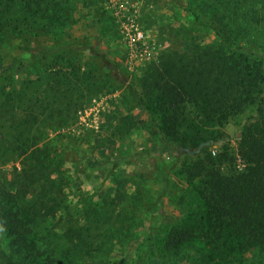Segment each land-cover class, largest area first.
<instances>
[{
  "label": "rangeland",
  "instance_id": "374dc122",
  "mask_svg": "<svg viewBox=\"0 0 264 264\" xmlns=\"http://www.w3.org/2000/svg\"><path fill=\"white\" fill-rule=\"evenodd\" d=\"M59 1L50 21L41 12L26 20L21 4L14 17L18 21L10 20L0 34V139L8 145L29 127L31 137L48 138L43 154L50 152L37 161L16 158L0 165V185L20 205L33 198L37 186L29 177L35 187H11L22 180L18 176L25 169L36 180L55 179L61 187L34 225L36 235L46 236L57 252L67 249L77 264H172L178 256L164 251L165 237L173 229H192L196 239L179 256L209 257L210 264H263L258 251L234 252L219 244L216 253L206 243L212 221L202 183H188L181 171L190 158L177 160L166 152L160 120L152 122L129 89L131 84L140 90L143 71L158 62L131 68L121 25L136 15L145 41L158 49L159 61L176 43L238 47L211 29L208 16L198 12L201 0ZM248 41L258 43L256 53L264 58V24L252 30ZM25 46L61 48L32 62ZM88 46L107 54L121 80L84 49ZM259 107L264 115V81L257 100L226 123L225 139L204 148V154L216 147V155L230 152L236 158L242 129L262 118ZM11 152L16 157L18 150ZM37 213L29 210L30 215ZM69 227L83 228L88 245L82 248L88 255L81 256Z\"/></svg>",
  "mask_w": 264,
  "mask_h": 264
},
{
  "label": "trees",
  "instance_id": "16d2710c",
  "mask_svg": "<svg viewBox=\"0 0 264 264\" xmlns=\"http://www.w3.org/2000/svg\"><path fill=\"white\" fill-rule=\"evenodd\" d=\"M201 1L198 12L208 16L209 26L218 37L234 44L238 50H230L223 44L176 43L163 53L158 63L143 71L140 90L131 84L129 89L149 113L151 121L160 120L159 132L166 152L177 160L183 155L190 158L181 165V171L188 183L196 180L202 183V198L212 221L206 243L216 253L220 251H216L221 248L219 244L223 248L230 245L234 252L258 251L264 264V115L261 107L258 112L262 118L242 129L238 148L242 169L236 168L237 158L230 152L216 156L203 151L193 156L182 152V148L196 150L205 141H211V146L221 143L226 137L223 129L229 119L246 111L257 100L264 81V58L256 53L257 42L252 45L246 42L252 30L264 24V0ZM60 2L0 0V34L5 32L10 20L18 21L14 17L21 4L28 13L26 20L31 21L41 12L43 20L50 21L52 10ZM39 4L44 5L42 9H38ZM69 46L77 49L76 45ZM60 48L25 46L24 50L31 54L33 62L40 54L56 53ZM84 49L99 57L121 80L104 51L91 46ZM11 68L14 65L4 70ZM30 130L29 127L22 129L5 146L2 141L5 143L7 139H0V165L16 158L37 161L50 155V152L43 154L48 138L31 137ZM11 149L18 150L16 157ZM225 165L235 169L226 172ZM18 177L22 180L11 183L12 188L37 186L33 198L20 205L15 195L0 185V264H77L67 249L57 252V248L50 247L46 236L39 237L34 230L39 217L48 212L51 200L57 196L60 183L55 179L36 180L26 169ZM29 177L35 184L28 181ZM31 208L37 215L29 214ZM68 233L77 243L81 256L88 255L82 248L88 245L83 228L69 227ZM151 239L149 236V244ZM195 239L192 229H173L168 233L163 242L164 251L172 257L178 256L172 264H210L209 257L179 256ZM143 255L140 252L138 257Z\"/></svg>",
  "mask_w": 264,
  "mask_h": 264
},
{
  "label": "built area",
  "instance_id": "2783aa9c",
  "mask_svg": "<svg viewBox=\"0 0 264 264\" xmlns=\"http://www.w3.org/2000/svg\"><path fill=\"white\" fill-rule=\"evenodd\" d=\"M121 26L123 28L126 45L129 50L131 68L141 65L142 62H145L146 64L151 62H159L160 53L158 49L152 48V46H150L149 43L145 41L144 34L140 30L136 20V15L129 16ZM217 152L218 148L214 147L212 149V154L215 156ZM236 158L238 169H242L243 162L238 152L236 154Z\"/></svg>",
  "mask_w": 264,
  "mask_h": 264
},
{
  "label": "water",
  "instance_id": "95a60500",
  "mask_svg": "<svg viewBox=\"0 0 264 264\" xmlns=\"http://www.w3.org/2000/svg\"><path fill=\"white\" fill-rule=\"evenodd\" d=\"M211 146V141H205L203 143H201L199 145V147L196 149V150H190L188 148H182V152H186L188 153L189 155H198L202 152V150L206 147H210Z\"/></svg>",
  "mask_w": 264,
  "mask_h": 264
}]
</instances>
